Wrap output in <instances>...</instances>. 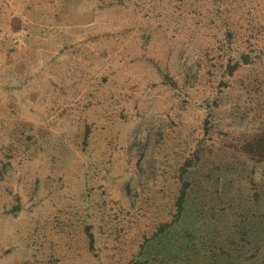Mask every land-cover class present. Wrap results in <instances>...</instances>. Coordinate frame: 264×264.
Masks as SVG:
<instances>
[{
	"label": "rangeland",
	"instance_id": "1",
	"mask_svg": "<svg viewBox=\"0 0 264 264\" xmlns=\"http://www.w3.org/2000/svg\"><path fill=\"white\" fill-rule=\"evenodd\" d=\"M254 192L264 209V0H0V264H200ZM254 214L241 264H264Z\"/></svg>",
	"mask_w": 264,
	"mask_h": 264
},
{
	"label": "trees",
	"instance_id": "2",
	"mask_svg": "<svg viewBox=\"0 0 264 264\" xmlns=\"http://www.w3.org/2000/svg\"><path fill=\"white\" fill-rule=\"evenodd\" d=\"M250 59L251 57L248 54L242 53L240 54L238 61H240L243 64H247L249 63ZM238 64H239L238 62H236L235 64H228L227 72L229 74H232V71H234L238 67ZM165 80L169 84H172L171 80L167 76H165ZM243 148H245L248 151V153L249 152L252 153V152H258L262 148V146L261 144L257 142L253 144H251L250 142H245L243 145ZM198 160L199 159H198L197 152H195L181 163L178 169V187H177L176 194L174 195V198H173L174 213L172 214L171 222L164 223V224L162 223L158 225L156 230L151 234L150 239H153L155 237H158V235L163 234L166 230L171 228L173 224H175L181 219L184 209H185L186 202H187L188 190L189 188H191V185H192V183L189 181V178H187L185 175H187V173H191L190 168L197 165ZM252 196H253V199H251L252 200L251 204L253 205L254 203L257 204L256 209L261 214V215L259 214V216H261V218H263L264 220V209L260 207L261 193L257 194L254 192ZM256 209L255 207L254 208L250 207V205L247 204L245 215L247 217L248 223L244 221L246 219L244 218V216H241L240 219L234 220V222L231 223L230 225L229 223L225 222L223 228L227 229L228 232H232V236L231 237L228 236V239H227V244H228L227 249L226 248L224 249L222 246H220V244L217 245L215 243V245L218 246V249L212 250V253L210 255L209 253H206V257L204 256V258L206 259L198 260L199 263L200 264L202 263L204 264H241L244 261H249L253 259L255 256V254L253 253L249 257L242 258L245 254L242 255L243 253H241V251L243 252V248H244L243 246L244 236L245 235L253 236L255 234H258L257 230L259 229V224L256 223L255 225H253L256 220V215L254 214V212H256ZM260 221L262 222L261 219ZM85 234L87 236L88 248L90 251H93L94 250L93 249L94 248L93 236L88 231L87 227L85 228ZM202 238L205 239V235L200 238V241H202ZM147 241H148L147 239L144 240V242L141 245V248L144 247V244ZM172 247L170 246L167 249V254H171L172 252L176 254V250L181 251L179 247L174 246L173 247L174 249ZM169 258H170V255H169ZM146 262L147 261L140 263L138 261H133V262H130L129 264H145ZM258 262H261V261L260 259L257 258L254 264H257Z\"/></svg>",
	"mask_w": 264,
	"mask_h": 264
}]
</instances>
